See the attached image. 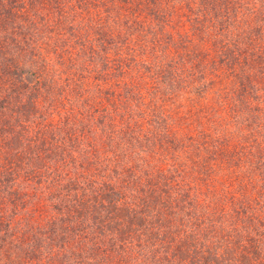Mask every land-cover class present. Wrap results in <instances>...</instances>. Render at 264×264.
<instances>
[{"label": "trees", "instance_id": "1", "mask_svg": "<svg viewBox=\"0 0 264 264\" xmlns=\"http://www.w3.org/2000/svg\"><path fill=\"white\" fill-rule=\"evenodd\" d=\"M110 263L264 264V0H0V264Z\"/></svg>", "mask_w": 264, "mask_h": 264}, {"label": "rangeland", "instance_id": "2", "mask_svg": "<svg viewBox=\"0 0 264 264\" xmlns=\"http://www.w3.org/2000/svg\"><path fill=\"white\" fill-rule=\"evenodd\" d=\"M106 112H107V111H106ZM106 112H104V114H107ZM117 114H118V116L120 117V113L118 112ZM108 115H109V118H112V115L115 116L116 114H115V112H114L112 115H111V113H108ZM116 118H118V117H116ZM225 126H226V125H225ZM228 128H230V127H228ZM232 129H234V127H232ZM187 181H188V180H181V183H182L183 185H185V184L187 183ZM188 187H189V186H188ZM185 189H186V186H183V187L181 188V191L184 192ZM183 192H182V193H183ZM110 264H113V263H110Z\"/></svg>", "mask_w": 264, "mask_h": 264}]
</instances>
